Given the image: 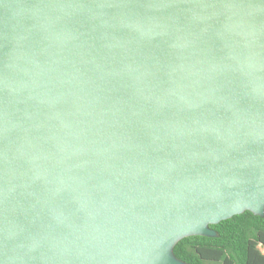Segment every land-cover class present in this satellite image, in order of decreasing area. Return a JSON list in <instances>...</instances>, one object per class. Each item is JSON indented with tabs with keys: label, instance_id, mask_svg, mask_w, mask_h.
<instances>
[{
	"label": "water",
	"instance_id": "95a60500",
	"mask_svg": "<svg viewBox=\"0 0 264 264\" xmlns=\"http://www.w3.org/2000/svg\"><path fill=\"white\" fill-rule=\"evenodd\" d=\"M246 210L264 0H0V264H190Z\"/></svg>",
	"mask_w": 264,
	"mask_h": 264
},
{
	"label": "trees",
	"instance_id": "16d2710c",
	"mask_svg": "<svg viewBox=\"0 0 264 264\" xmlns=\"http://www.w3.org/2000/svg\"><path fill=\"white\" fill-rule=\"evenodd\" d=\"M213 237L192 235L179 240L173 252L190 264H264V216L244 211L211 225Z\"/></svg>",
	"mask_w": 264,
	"mask_h": 264
},
{
	"label": "rangeland",
	"instance_id": "374dc122",
	"mask_svg": "<svg viewBox=\"0 0 264 264\" xmlns=\"http://www.w3.org/2000/svg\"><path fill=\"white\" fill-rule=\"evenodd\" d=\"M207 264H212V263H207Z\"/></svg>",
	"mask_w": 264,
	"mask_h": 264
}]
</instances>
